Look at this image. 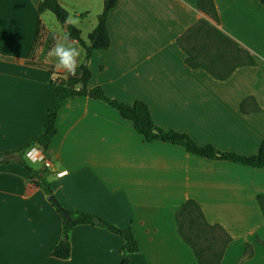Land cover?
Returning a JSON list of instances; mask_svg holds the SVG:
<instances>
[{
	"label": "crops",
	"instance_id": "obj_1",
	"mask_svg": "<svg viewBox=\"0 0 264 264\" xmlns=\"http://www.w3.org/2000/svg\"><path fill=\"white\" fill-rule=\"evenodd\" d=\"M39 1L0 0V153L18 150L57 101L51 71H66L53 67L54 44L78 48L77 63L84 61L82 45L65 36L66 23L86 38L102 9V0H59L75 19L60 23L38 12ZM197 2L116 0L107 16L110 43L87 59L88 86L127 103L144 100L156 125L198 143L254 153L264 139V2L213 0L217 20ZM199 19L246 49L255 64L239 65L224 79L186 64L177 37ZM55 124L46 150L32 145L20 156L34 170L46 169L41 175L64 208L132 228L138 250L127 254V264H198L175 219L188 198L231 237L219 264H237L247 242L252 253L240 264H264V243L256 241L264 239L257 199L264 167L144 140L116 109L89 95L67 97ZM17 160L0 161V264H121L124 239L95 222L75 224L69 256L54 255L61 216Z\"/></svg>",
	"mask_w": 264,
	"mask_h": 264
},
{
	"label": "trees",
	"instance_id": "obj_2",
	"mask_svg": "<svg viewBox=\"0 0 264 264\" xmlns=\"http://www.w3.org/2000/svg\"><path fill=\"white\" fill-rule=\"evenodd\" d=\"M261 1L264 2V0ZM115 3L116 0H102V9L96 17L93 29L87 34L86 38H83L80 29L76 25L66 23L68 12L59 0H40L38 2V12L48 9L59 22L66 23L65 36L68 39L77 40L82 45L85 57L84 61L78 64L75 75L67 71L65 73L51 71L52 75L55 76L54 79H51V82L55 87L57 101L47 110L41 127L28 137L18 150L23 153L32 145H37L43 151L46 150L56 133V114L64 100L67 97L76 95H89L106 102L116 109L123 118L132 123L134 129L143 136L144 140H162L181 145L188 152L208 158H220L250 166L264 167V139L260 141L257 151L254 153L242 154L234 151L220 150L210 143L201 144L196 142L186 132L175 129H164L156 125L147 103L142 99H136L132 103H127L109 97L98 85L88 86L91 72L87 65V59L93 50L108 47L110 38L107 28V16ZM197 5L200 9L211 13V16L215 20L218 19L213 0H198ZM177 43L186 52V64L191 67H203L212 76L219 79L228 77L239 65L255 64V59L246 49L240 47L228 35L209 24L205 19H199L194 25L188 27L177 37ZM255 108L259 109V106L256 105ZM17 161L30 172L29 180L31 184L41 187L46 194H53L50 182L41 175V172H45L46 169L42 171L34 170L22 155ZM257 199L264 214V194H258ZM54 206L61 216L62 230L61 238L53 247L52 253L59 257H68L70 254V229L78 223L93 224L94 219L99 217L93 213L78 209H66L59 201ZM63 211L69 215V218L63 215ZM99 219L101 225L121 235L124 239L122 246L124 257L121 260V264H127V254L138 250V243L132 228H120L105 219ZM175 219L178 232L194 251L197 263L219 264L225 247L231 239L223 227L219 223H210L205 218L198 202L192 198L186 199L178 207L175 212ZM206 230L214 231L215 234L206 238V235H204ZM256 241L264 243V239L256 238ZM251 253L252 245L247 242L237 264H240L241 260L250 256Z\"/></svg>",
	"mask_w": 264,
	"mask_h": 264
},
{
	"label": "clouds",
	"instance_id": "obj_3",
	"mask_svg": "<svg viewBox=\"0 0 264 264\" xmlns=\"http://www.w3.org/2000/svg\"><path fill=\"white\" fill-rule=\"evenodd\" d=\"M51 51L56 58V64L53 67L55 69H63L75 75L76 68L78 67L77 60L80 56V50L67 42L61 43L57 41Z\"/></svg>",
	"mask_w": 264,
	"mask_h": 264
},
{
	"label": "water",
	"instance_id": "obj_4",
	"mask_svg": "<svg viewBox=\"0 0 264 264\" xmlns=\"http://www.w3.org/2000/svg\"><path fill=\"white\" fill-rule=\"evenodd\" d=\"M80 86H81V84H80ZM154 131H156V130L154 129ZM20 153H21L20 150H12V151H7V152L0 153V161H5V160H9V159H19L20 158ZM48 198L54 204L58 203L56 197L53 194H48ZM63 215L66 218H69V215L65 211H63ZM94 222L95 223H100V220L98 218H95Z\"/></svg>",
	"mask_w": 264,
	"mask_h": 264
},
{
	"label": "rangeland",
	"instance_id": "obj_5",
	"mask_svg": "<svg viewBox=\"0 0 264 264\" xmlns=\"http://www.w3.org/2000/svg\"><path fill=\"white\" fill-rule=\"evenodd\" d=\"M67 10H68L67 12H69V15H68L69 18H70L71 20H75V19H73V18H74V17H73V14H74L73 12H74V11H72L70 8L67 9ZM82 10H83V9H82ZM44 13H45L44 15H50L51 17H53V19H55V15H54L50 10H48V9H47V10H44ZM95 13H96V12H95L94 10H91L90 13H89V17L92 18V17H93L92 15H94ZM90 15H91V16H90ZM60 23H61V22H60ZM83 28H84V27H83ZM84 30H85V29H84ZM212 234H215V233H214V231H211V230H206L205 233H204V235H206V236H205L206 238L211 237Z\"/></svg>",
	"mask_w": 264,
	"mask_h": 264
}]
</instances>
